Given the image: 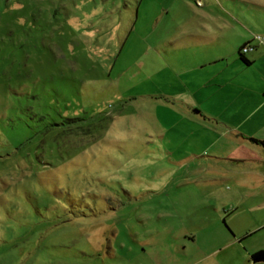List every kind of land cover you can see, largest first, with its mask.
I'll return each instance as SVG.
<instances>
[{
	"label": "rangeland",
	"instance_id": "1",
	"mask_svg": "<svg viewBox=\"0 0 264 264\" xmlns=\"http://www.w3.org/2000/svg\"><path fill=\"white\" fill-rule=\"evenodd\" d=\"M205 23L260 49L264 0H0V264H264V168L193 95Z\"/></svg>",
	"mask_w": 264,
	"mask_h": 264
},
{
	"label": "crops",
	"instance_id": "2",
	"mask_svg": "<svg viewBox=\"0 0 264 264\" xmlns=\"http://www.w3.org/2000/svg\"><path fill=\"white\" fill-rule=\"evenodd\" d=\"M210 1L201 0L203 5ZM207 11L200 10L203 14H207ZM200 29L205 32L202 38L205 40L200 44L196 42L198 36L189 35V39L196 38V41L188 40L185 45L192 48L190 54L196 59L192 68L207 75L202 84L194 85L193 89V95L198 96L196 100L200 113L222 128L215 140L225 139L228 143L227 147L224 146L227 156L237 157L236 162L253 161L264 168V145L250 140L264 141V83L253 91L245 80L239 78L244 70L253 67L258 60H264V44H259L260 49L254 45L253 50L243 54L249 61L247 63L241 60L238 53L240 43L232 39L227 24L205 23ZM246 150H252L251 154Z\"/></svg>",
	"mask_w": 264,
	"mask_h": 264
},
{
	"label": "trees",
	"instance_id": "3",
	"mask_svg": "<svg viewBox=\"0 0 264 264\" xmlns=\"http://www.w3.org/2000/svg\"><path fill=\"white\" fill-rule=\"evenodd\" d=\"M248 43H245L243 45H241L238 49V53H239V56L241 58V60H243L244 62H249L248 60H246L243 56V54L241 53V48L242 46L246 45ZM250 140L254 143H259L261 145H264V141L262 140H258V139H255V138H250ZM250 258L253 262H264V249H259V250H256L254 251L251 255H250Z\"/></svg>",
	"mask_w": 264,
	"mask_h": 264
},
{
	"label": "built area",
	"instance_id": "4",
	"mask_svg": "<svg viewBox=\"0 0 264 264\" xmlns=\"http://www.w3.org/2000/svg\"><path fill=\"white\" fill-rule=\"evenodd\" d=\"M193 1L196 3V5H201L202 4L201 0H193ZM250 49H251V46L246 44V45L242 46L241 53L244 54L245 52H247Z\"/></svg>",
	"mask_w": 264,
	"mask_h": 264
}]
</instances>
